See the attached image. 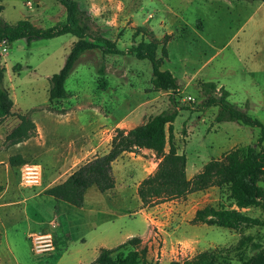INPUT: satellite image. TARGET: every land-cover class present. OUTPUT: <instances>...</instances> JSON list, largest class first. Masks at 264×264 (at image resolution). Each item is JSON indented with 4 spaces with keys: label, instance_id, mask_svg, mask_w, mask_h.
<instances>
[{
    "label": "rangeland",
    "instance_id": "obj_1",
    "mask_svg": "<svg viewBox=\"0 0 264 264\" xmlns=\"http://www.w3.org/2000/svg\"><path fill=\"white\" fill-rule=\"evenodd\" d=\"M75 1L89 19L88 35L117 42V47L123 52L106 55L102 50H92L78 60L66 83L69 96L64 106L62 104L65 114L69 112L84 124L93 120L99 125L103 115L110 116V122H114L131 113L129 121L138 123L134 116L151 114L154 117L164 112L176 114L174 143L179 153L189 158L191 169L196 163L207 164L233 149L258 143L260 128L247 127L235 121L218 123L220 107L209 104V99L221 97L224 88L229 93L230 103L243 108L264 125V3L247 0ZM28 2L32 3V8ZM0 5L3 6V20L10 24L27 19L36 27L47 29L67 18L65 7L56 0H0ZM167 34H172L173 38L161 70L170 71L180 82L176 93L155 91L151 82V63L139 60L129 52L134 43L150 41L153 36L163 42ZM76 39L72 35L31 42L21 39L9 43L7 53L0 47V61L7 68L4 85L16 102L17 113L30 118L37 115V111L32 110L34 107L45 106L49 101L50 78L63 68ZM158 56H162V47ZM17 65L22 66L20 71L14 70ZM205 83H214L216 90L208 87L204 90L202 85ZM150 98L154 100L143 107L142 104ZM140 106L143 107L141 111L134 114L133 110ZM87 140L84 136L82 141ZM42 152L37 150L39 154ZM134 153L149 162L140 158L133 160L130 182L127 188H122L127 202L119 208H111V212L122 210L129 214L127 218L119 219L117 227L134 223L142 229L145 227L143 216L130 215L136 209L138 197L134 182H140L152 171L154 165L150 158L154 157L151 152L144 154L139 149ZM43 159L37 158L32 163H42ZM259 185L264 188V182ZM92 191L98 193L96 187ZM214 197L218 199L217 206L228 207L231 204L227 187L217 188ZM184 200L187 197L178 202L182 204ZM35 201L41 206L40 200ZM34 207L37 208L29 207L32 220L45 221L48 226L53 214L48 215L45 206H42L43 211ZM178 213L179 220L160 228L155 226L154 238L143 240V245L151 249L148 258L154 263L179 261L187 264L199 254L198 250L212 249L218 254V264H242L235 249H245L242 256L247 259L259 249H264V227H247L234 232L218 226L185 223L193 213L191 207H181ZM249 215L264 216L260 209H254ZM55 221L59 225L63 223V220ZM27 227L28 221L23 219L7 224L5 231H1L0 257L4 264H57L72 240L79 235L78 230L73 231L71 240L65 226H52L49 232L55 236L60 234L57 250L36 255L24 233ZM247 236L252 241L239 247L240 241ZM187 248L193 251L183 253ZM58 264L73 263L67 258Z\"/></svg>",
    "mask_w": 264,
    "mask_h": 264
},
{
    "label": "trees",
    "instance_id": "obj_2",
    "mask_svg": "<svg viewBox=\"0 0 264 264\" xmlns=\"http://www.w3.org/2000/svg\"><path fill=\"white\" fill-rule=\"evenodd\" d=\"M56 1L65 7L67 18L66 21L47 29L38 28L27 19L16 24L7 23L1 16L3 6L0 5V47L5 40L9 43L21 39L31 42L36 39H53L66 34L77 38L63 68L50 78V102L68 98L67 80L73 73L79 58L85 52L102 50L106 55H119L123 52L112 40L103 37L92 38L88 35L89 19L75 0ZM198 26L202 30L201 24L198 23ZM142 28L140 27V30H143ZM172 38V35H166L164 41L161 42L153 36L150 41L142 40L138 44L134 43L129 49L130 54L136 56L137 59L148 60L151 63L153 68L151 82L157 92L176 93L180 89L178 79L170 71L161 70L164 61L168 58L167 45ZM160 47H162L161 57L158 56ZM21 69V65L14 67L15 71ZM6 72V67L0 61V124L5 118L12 115L14 106V101L4 85ZM202 86L204 90L206 87L216 90L214 83H205ZM222 93L218 99H209V104L220 107L221 112L217 117V122L235 121L247 127L260 128L261 135L256 145L233 149L222 158L209 161L200 173L189 179L186 171L187 156L179 153L174 143L173 126L176 114L164 112L151 117L134 129H117L107 153L82 164L66 181L47 189L45 195L82 208L86 192L90 188L96 187L100 192L106 193L116 187L113 164L124 153L149 149L154 151L160 162L156 171L144 179L138 187L137 192L143 208L182 199L189 194L210 188L227 187L230 192L231 204L228 207L223 205L206 206L196 212L192 223L218 226L235 231L247 227H264V216L263 218L253 217L242 211L247 208H258L264 215V188L259 185L260 182H264V125L260 120L251 117L243 108L230 103L228 101L229 93L224 88H222ZM18 117L19 125L6 139L12 145L36 135V125L33 121L22 115H18ZM167 146L169 147L168 152H166ZM26 163L21 156L10 158L12 166H22ZM234 206L237 209L233 208ZM250 241H252L250 236L244 237L240 241L239 247L245 246ZM235 250L240 256L239 261L242 264H264V249H259L248 259L242 256L245 249ZM148 255L149 249L147 245H143V239L133 237L116 248H103L92 264H158L149 260ZM217 255V252L212 250L204 251L187 261V264H218ZM223 259L226 260V257ZM170 264L181 263L172 262Z\"/></svg>",
    "mask_w": 264,
    "mask_h": 264
},
{
    "label": "crops",
    "instance_id": "obj_3",
    "mask_svg": "<svg viewBox=\"0 0 264 264\" xmlns=\"http://www.w3.org/2000/svg\"><path fill=\"white\" fill-rule=\"evenodd\" d=\"M263 3L264 2L261 1V4ZM66 35L60 37H66ZM75 42H73V44ZM88 52L90 51L84 54ZM152 100L154 99H148L142 106L144 107L150 104ZM65 101L66 99L55 100L53 102L49 100L45 106L34 107L32 110L37 111V115L29 119L36 125V135L21 143L12 145L6 141L7 136L20 123L18 117L20 114L16 112L17 105L15 101L12 115L5 118L0 124V233L1 231H5L7 224L25 219L28 221V227L24 233L27 239H29L30 235L34 233H51L49 232V228L52 226L54 227V221L57 219L60 221L63 220V223H60V225L57 223L58 226L54 228H63L65 226L68 231V238L71 237V240L73 231L78 230L79 235L72 240L73 242L67 247L65 254L60 256V260L57 264L61 260L67 258H70L73 264H92L98 258L103 248H116L133 237H140L146 241L154 238L153 232L155 226L160 228L165 226V224L179 220L180 215L178 211L181 207L183 209L191 207L193 213H191L188 221L185 223L193 224L192 220L198 210L209 205L217 206L216 202L218 199L214 197L217 189L215 187L187 195V200H184L185 202H182V204L178 202L180 199H177L158 204L154 207L143 208L142 201L138 196L136 197V209L130 212V215L136 216L140 214L143 216L145 227L141 229L136 227L134 223H126L125 226L117 227L116 224L119 219L127 218L129 214H127V212H122V210H113L111 212V208H119L127 202V195L122 191V188H127L130 182L131 178L129 174L131 173L130 167L132 166V162L139 158L142 160L145 159L136 155L134 152L124 153L114 162L113 173L116 179V187L106 193H102L99 190L98 193H96L92 191L93 187L90 188L86 192L85 203L82 208L72 206L66 202L56 200L52 196L45 195L47 189L66 181L82 164L96 156L107 153L111 147L113 132L116 129H134L144 124L152 116L151 114L134 116V120L138 121V123H136L135 121H129L131 118L130 115H132L131 113L128 116L124 114L120 119L114 122H110V116L107 117L103 115L100 119V125L93 122V120H87L84 124L76 117H72L69 112L66 114L64 113V110H66L63 107ZM142 106L133 110V113L135 114L138 110L141 111L140 108H143ZM84 136L88 138L86 142L82 141ZM38 149L40 151L42 150L43 154L37 153ZM139 150L144 154H146L145 152H151L154 159L150 158V160L154 166L152 171L148 175H145L140 182H134L137 188L136 191H138L141 182L156 171L160 162L154 151L149 149ZM168 150L169 147L167 146L166 152H168ZM132 155L135 156L129 157ZM14 156H21L27 163L33 162L37 158H44V162H40L39 164H41L44 169L45 183L43 182L41 187L36 188L23 187L20 181L21 166H12L10 164V158ZM45 158L49 160L46 161ZM187 159V176L189 179H192L202 171L205 164L196 163L193 169H191L190 160L188 157ZM145 161L147 162L148 160L145 159ZM136 193L138 194V192ZM89 194H91L90 197ZM88 197L91 200H89ZM35 200H40L42 202L41 206L38 205V201ZM32 203L33 205H31ZM30 206H37V208L34 207V209L40 211H43L42 206H45L48 210V215L53 214L52 219L49 224H47L48 226H46L45 221L38 222L32 220L29 212ZM233 208L237 209L236 206ZM254 209L258 208H247L242 209V211L249 215ZM159 212L163 214L159 215ZM190 212L191 211H189V213ZM29 222H33V224ZM44 224L45 227H43ZM38 225L40 227H38ZM233 231L237 232L235 230ZM59 235L58 233L56 236L57 244ZM187 244L192 245V243ZM150 250L151 249H149V251ZM194 250L196 251V249ZM189 251L191 252L193 249H184L183 253ZM201 252L204 251L198 250V253ZM0 264H4L3 258L1 257Z\"/></svg>",
    "mask_w": 264,
    "mask_h": 264
},
{
    "label": "built area",
    "instance_id": "obj_4",
    "mask_svg": "<svg viewBox=\"0 0 264 264\" xmlns=\"http://www.w3.org/2000/svg\"><path fill=\"white\" fill-rule=\"evenodd\" d=\"M32 7V3L28 2ZM7 40L3 41L2 48L3 52H8ZM43 166L39 163L28 162L20 167V181L23 187L25 188H36L41 187L43 184ZM54 227H56L57 222L54 221ZM32 244V251L36 255H45L57 250V240L56 236L52 233H34L29 237ZM179 262V261H177Z\"/></svg>",
    "mask_w": 264,
    "mask_h": 264
}]
</instances>
